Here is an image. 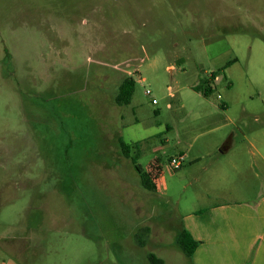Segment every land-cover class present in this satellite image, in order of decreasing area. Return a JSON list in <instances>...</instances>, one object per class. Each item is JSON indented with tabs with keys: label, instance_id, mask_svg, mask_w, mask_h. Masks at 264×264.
Masks as SVG:
<instances>
[{
	"label": "rangeland",
	"instance_id": "obj_1",
	"mask_svg": "<svg viewBox=\"0 0 264 264\" xmlns=\"http://www.w3.org/2000/svg\"><path fill=\"white\" fill-rule=\"evenodd\" d=\"M232 131L264 154V0H0V264H192L176 239L220 155L169 163Z\"/></svg>",
	"mask_w": 264,
	"mask_h": 264
},
{
	"label": "crops",
	"instance_id": "obj_2",
	"mask_svg": "<svg viewBox=\"0 0 264 264\" xmlns=\"http://www.w3.org/2000/svg\"><path fill=\"white\" fill-rule=\"evenodd\" d=\"M237 137L236 131L224 133L210 148L203 147L199 155L191 157L189 150L177 155L183 156L180 169L186 160L192 168L200 166L206 156L220 155L199 168L201 178L205 177L204 187L195 195L201 205L183 216L181 230H188L200 241L192 264H264V188L257 184V169L259 164L264 166V154L248 143L252 141L246 134L240 142ZM160 167L156 184L162 189L166 188L165 171ZM214 177H219L220 183L227 180L228 186L213 181ZM201 178L196 174L193 180ZM233 178L240 181L237 189L232 187Z\"/></svg>",
	"mask_w": 264,
	"mask_h": 264
},
{
	"label": "trees",
	"instance_id": "obj_3",
	"mask_svg": "<svg viewBox=\"0 0 264 264\" xmlns=\"http://www.w3.org/2000/svg\"><path fill=\"white\" fill-rule=\"evenodd\" d=\"M231 63V62H229ZM229 65V64H228ZM226 68V67H224ZM219 71H214L211 74L210 79L206 80L205 86H194V89L198 92H202L205 96H209L213 92L212 83L218 77ZM135 89V80L131 76H126L122 83L119 86V91L115 97V101L118 105H126L131 103L132 95ZM141 143L136 142L135 144H131L119 138L118 147L122 154V156L126 158H131L136 165L138 171H142V167L137 164V159L142 154V146ZM177 168L176 170H179ZM146 233H149V228H146ZM177 246L183 251V253L187 256V258L192 262V256L195 249L199 246L200 241L193 238L192 234L186 230L182 229L177 236L176 239ZM148 259L151 264H164V260L157 257L155 254L150 253Z\"/></svg>",
	"mask_w": 264,
	"mask_h": 264
},
{
	"label": "built area",
	"instance_id": "obj_4",
	"mask_svg": "<svg viewBox=\"0 0 264 264\" xmlns=\"http://www.w3.org/2000/svg\"><path fill=\"white\" fill-rule=\"evenodd\" d=\"M146 93H147V94H151L152 92H151L149 89H147V90H146ZM152 101H153V103H156V102H157L156 99H153ZM182 163H183V156H179V157H173V158L170 160V163H169V164H170V166H171L173 169H177V168H180V167H181Z\"/></svg>",
	"mask_w": 264,
	"mask_h": 264
}]
</instances>
